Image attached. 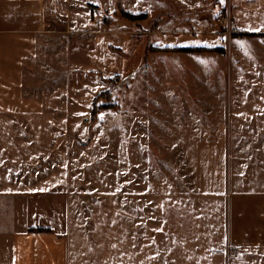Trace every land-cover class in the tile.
<instances>
[{
  "label": "crops",
  "instance_id": "0c3cea01",
  "mask_svg": "<svg viewBox=\"0 0 264 264\" xmlns=\"http://www.w3.org/2000/svg\"><path fill=\"white\" fill-rule=\"evenodd\" d=\"M201 1L155 2L186 11ZM205 1L212 4L207 16L224 11L228 28L216 33L204 28L200 42L165 48L222 50L189 52L205 57L199 60L200 86L208 78L212 87L209 91L206 84V91L214 94L213 84L219 83L225 103L219 115L196 127L201 138L188 146L264 149V0ZM58 2L0 0V264H264V159L247 181L233 160L227 171L204 167L194 176L137 170L121 173L113 187L118 198L111 188L104 204L71 202L60 213L51 212L52 220L46 207L45 212L33 207L52 186L47 173L32 166L39 160L29 151L38 150L40 157L48 147L46 135L39 138L48 128L49 112L47 65L40 59L48 48L49 12ZM161 27L152 25V35L157 37ZM189 28V36L180 31L179 38L198 36ZM247 41L258 44L260 58L246 51L253 49ZM236 90L248 95L247 107L230 104ZM162 112L159 120L160 114H170ZM249 117L253 123L246 126ZM163 128L170 130L168 124ZM196 129L190 126V132ZM221 131H231L230 138L220 139ZM158 134L153 141L162 143L156 145H177Z\"/></svg>",
  "mask_w": 264,
  "mask_h": 264
},
{
  "label": "rangeland",
  "instance_id": "374dc122",
  "mask_svg": "<svg viewBox=\"0 0 264 264\" xmlns=\"http://www.w3.org/2000/svg\"><path fill=\"white\" fill-rule=\"evenodd\" d=\"M155 1L62 0L49 12L48 48L40 59L48 72V128L40 136L34 131L40 139L46 135L48 147L40 157L32 147L29 153L39 160L32 166L45 171L52 184L42 200H33V207L43 212L46 207L51 220V212L60 213L71 202L81 207L104 204L111 196V188L119 186L122 172L170 170L194 176L204 167L208 171H227L233 160L243 168L240 179L247 181L244 178L253 179L254 169L263 164L264 149L254 145L188 146L201 138L196 127L207 116L219 115L218 107L225 100H221L219 83L213 84L214 94L206 91L208 78L203 77L199 84V60L205 57L164 49L174 43L189 44L191 39L200 42L199 36L206 34L204 28L216 33L228 27L219 25L218 18L223 17L220 14L212 12L207 16L212 4L205 0L186 11ZM119 4L131 13L148 14L149 20L133 24L104 13H114ZM90 6L99 7L95 23ZM161 14L172 16L156 37L152 35V22ZM200 18L207 22H200ZM105 22L111 26L106 27ZM189 27L198 36L180 39V31L189 36ZM248 43L253 49L246 51L260 58L259 50L255 51L258 44ZM144 59L148 63L143 66ZM208 87L210 91L212 86ZM102 92H111L110 98L102 99L97 106L109 104L113 108L101 112L93 121L91 109ZM247 98L244 91L236 90L230 104L247 107ZM206 100L214 108H205ZM163 110L170 114H160L159 120L158 113ZM252 123L249 117L245 125ZM165 124L170 130L163 128ZM190 126L197 132H190ZM154 130L162 131L177 145H156L162 142L153 141L159 138ZM34 132L27 134L33 138ZM218 133L220 139H228L231 131ZM113 193L112 197L118 198L119 191L114 189ZM82 213L79 212L81 219Z\"/></svg>",
  "mask_w": 264,
  "mask_h": 264
},
{
  "label": "trees",
  "instance_id": "16d2710c",
  "mask_svg": "<svg viewBox=\"0 0 264 264\" xmlns=\"http://www.w3.org/2000/svg\"><path fill=\"white\" fill-rule=\"evenodd\" d=\"M91 9V16H92V21L95 23L97 20V15L100 12H97L99 10V7L95 6H90ZM106 15H116L119 17L120 20H124L130 23H138V22H144L149 20V15L144 13V14H134L129 11H126L121 5H118L116 7V10L114 13H110L108 11L104 12ZM225 15V12L223 11L220 15ZM161 17L155 19L152 23L153 29H158L161 26L166 25L169 22V19H171V14H161ZM106 17V16H105ZM108 16L106 17V19ZM105 26L109 27L111 24L109 22H105ZM240 36H245V35H240ZM113 49V48H112ZM153 50L155 48H152ZM115 50V49H114ZM159 50V49H158ZM162 51V50H159ZM164 51H177V52H195V51H212V52H222L221 49H216V50H208V49H164ZM147 61V59H145ZM111 92H102L98 97L96 98V104H94L93 109H91V114H92V120L97 121L98 115L106 111L108 109H111L113 107L109 106V104L103 105V106H97V103L101 101L102 99L110 98Z\"/></svg>",
  "mask_w": 264,
  "mask_h": 264
},
{
  "label": "built area",
  "instance_id": "2783aa9c",
  "mask_svg": "<svg viewBox=\"0 0 264 264\" xmlns=\"http://www.w3.org/2000/svg\"><path fill=\"white\" fill-rule=\"evenodd\" d=\"M218 23L220 26H223V27L227 26V24H228L226 18H224V17L218 18Z\"/></svg>",
  "mask_w": 264,
  "mask_h": 264
}]
</instances>
